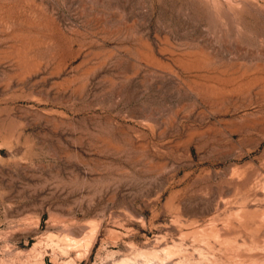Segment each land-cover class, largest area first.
<instances>
[{
    "label": "rangeland",
    "instance_id": "1",
    "mask_svg": "<svg viewBox=\"0 0 264 264\" xmlns=\"http://www.w3.org/2000/svg\"><path fill=\"white\" fill-rule=\"evenodd\" d=\"M0 264H264V0H0Z\"/></svg>",
    "mask_w": 264,
    "mask_h": 264
}]
</instances>
